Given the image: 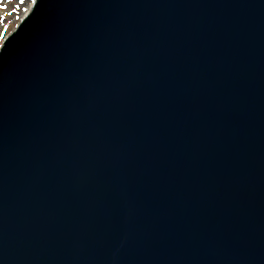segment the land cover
<instances>
[{"label":"water","instance_id":"obj_1","mask_svg":"<svg viewBox=\"0 0 264 264\" xmlns=\"http://www.w3.org/2000/svg\"><path fill=\"white\" fill-rule=\"evenodd\" d=\"M0 264H264V0H36L0 49Z\"/></svg>","mask_w":264,"mask_h":264},{"label":"rangeland","instance_id":"obj_2","mask_svg":"<svg viewBox=\"0 0 264 264\" xmlns=\"http://www.w3.org/2000/svg\"><path fill=\"white\" fill-rule=\"evenodd\" d=\"M33 0H24L21 4L20 0H5L0 7V32H4L3 38L14 29L16 24L19 22L25 11L28 10L30 3ZM3 39H0V44Z\"/></svg>","mask_w":264,"mask_h":264},{"label":"snow or ice","instance_id":"obj_3","mask_svg":"<svg viewBox=\"0 0 264 264\" xmlns=\"http://www.w3.org/2000/svg\"><path fill=\"white\" fill-rule=\"evenodd\" d=\"M35 2V0H34ZM20 3L23 4L24 3V0H20ZM2 19V18H0ZM7 31V29H4V32H0V39H3V36H4V33Z\"/></svg>","mask_w":264,"mask_h":264},{"label":"bare ground","instance_id":"obj_4","mask_svg":"<svg viewBox=\"0 0 264 264\" xmlns=\"http://www.w3.org/2000/svg\"><path fill=\"white\" fill-rule=\"evenodd\" d=\"M5 2V0H0V7ZM31 4V3H30Z\"/></svg>","mask_w":264,"mask_h":264}]
</instances>
